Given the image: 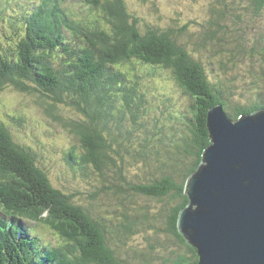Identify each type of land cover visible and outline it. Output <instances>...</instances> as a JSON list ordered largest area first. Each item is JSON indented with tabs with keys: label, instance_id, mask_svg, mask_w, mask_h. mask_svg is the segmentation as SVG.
Instances as JSON below:
<instances>
[{
	"label": "trees",
	"instance_id": "trees-1",
	"mask_svg": "<svg viewBox=\"0 0 264 264\" xmlns=\"http://www.w3.org/2000/svg\"><path fill=\"white\" fill-rule=\"evenodd\" d=\"M219 2L216 21L206 20L198 26L194 22L184 25L175 14L164 16L155 2L152 7L161 12L158 21L164 18L177 24L151 25L139 14L130 13L127 0H83L95 19L77 13L85 24L77 28L78 18L70 19L59 6L53 10L42 7L39 13L13 20L16 29L8 30V48L2 53L5 58L0 54V90L7 83L18 92H35L43 98V107L74 138V146H67L61 156L65 169L82 170L89 188L71 193L78 191L56 187V170L51 169L52 177L45 169V153L17 141L12 125L0 118V213L13 221L49 229L58 238L48 244L38 238H20L13 223L4 224L0 227V264L199 263L198 250L181 233L179 218L190 204L186 182L199 169L211 145L209 114L223 105L227 114H232L230 119L236 120L240 114L264 109V34L252 46L256 36H248L244 25L249 10L264 20V0ZM235 10L240 17L237 23L233 21ZM205 27L209 36L202 40L195 30ZM186 34L190 45L181 40ZM192 35L196 37L192 39ZM227 38L246 53L242 57L233 53L235 58L227 56L218 64L209 56L213 53L209 45L214 47L216 42L221 48ZM206 61L225 82V77L234 76L228 81L235 90L241 89L237 84L245 72L257 89L254 104L235 108L234 114L221 96L222 87L217 90L209 78ZM229 64L235 67L229 68ZM69 110L74 115L70 112L67 118ZM170 110L184 112L189 133L184 131L178 137L174 133L167 142L164 136L148 139L149 111L159 114L153 122L159 129L173 119ZM128 122L134 130L124 128ZM157 145L160 160L148 166L135 163ZM176 153L190 158L177 162ZM130 155L135 161L132 168L143 169L145 177L148 174L145 180L129 179L131 165L126 156ZM173 159L175 163L168 164ZM165 165L168 167L158 173ZM67 170V178L73 180ZM76 179L83 180L82 176ZM129 209L135 210L134 214H129ZM144 225H150L147 231L158 240L144 250L131 247L119 255L114 241L119 238L111 230L118 233V227L124 228L125 238L118 235L126 241L145 234L140 232ZM160 249L164 255L156 256Z\"/></svg>",
	"mask_w": 264,
	"mask_h": 264
},
{
	"label": "rangeland",
	"instance_id": "rangeland-1",
	"mask_svg": "<svg viewBox=\"0 0 264 264\" xmlns=\"http://www.w3.org/2000/svg\"><path fill=\"white\" fill-rule=\"evenodd\" d=\"M67 1H70V0H67ZM71 1H72L71 3L73 4L74 2L76 3L78 1L77 5L74 4L76 7L79 6V8H75V10L78 12L69 10L68 9V7H70L69 4L67 7V3L66 5L62 3V6L67 8V10L64 9L66 12V16L68 15L70 19L76 20L78 18L77 13H80V15H84L87 18L90 17V19H95L93 12L91 11L90 13L88 8H86L80 0H76V1L71 0ZM141 1L142 0H127L130 13L133 15L139 14L144 20L148 21L149 24L154 25V26L157 25L159 27L168 26V24H172V25L177 24V22H175V20H169V19L167 20L164 18L163 20H161V22H159L158 20L161 19V12H159L158 8L155 7L154 5L152 7L153 2H155L158 5V7L161 8L164 16H172L175 14L176 17L181 18V21L182 23H184V25L188 24V22H194L196 26H198L201 23H204L206 20H208L207 22H209V20L215 22L216 16L214 14H218V8L221 7L219 0H150V1L148 0V2H141ZM10 2L12 3L11 5H10ZM12 7L15 9L12 10ZM211 7H212V11H211ZM26 8L30 9L32 7H30L27 3L23 7V5L19 3V0H15V2L14 0H0V51H1L0 54L4 58H5V54H2V53L5 49L8 48V44H9V38L7 36H9L10 33L8 32V30H10V28L12 30L16 29V24L13 22V19H16V17L24 18L26 16L32 15V12H30L31 10L28 11ZM245 14L250 15V16H246L247 21L244 23L246 27V32H249L248 36L250 35L256 36L251 41L252 46H253V45H256L257 42L259 41V37H261V35L264 34V20L259 18L258 13L252 10L245 12ZM207 17L209 18L206 19ZM237 18H240V17L237 15L236 10H235V12H233L234 23H237ZM9 19H11L10 27H9ZM76 21H77L76 28L79 26L85 25L84 18L82 17L78 18ZM192 26H195V25L193 24ZM207 29L208 27L195 30V34L200 35L202 40H204L209 36L208 35L209 31L205 32ZM20 31L21 30H19L18 32ZM186 35L187 36H182L181 40L184 43L190 45L192 43L191 38L188 36V34ZM195 37H196L195 35H192V39ZM228 40L229 41L224 43L221 48L216 44V42H214V45H215L214 47H213V44L209 45L210 49L213 51L212 54L209 53V56L212 55V58L218 64L219 63L221 64V62L224 61L225 57L227 58V56H231L235 58L234 56L238 54L240 57H242L243 54L246 53L245 49L244 51H240L242 50L241 48L240 50H238L239 45H235L231 39H228ZM254 40H258V41L256 42ZM246 48L250 49L251 46L247 45ZM218 49L225 50L226 54H224L221 50L219 52ZM235 61L239 65L236 59ZM205 63H206L205 66H206L207 74L209 78L215 81L213 85L215 86L217 90H219V88L222 87L223 94H221V96L225 99L227 104L232 108V111L235 108H241V107L248 108L254 104L255 102L254 100L257 99V94H256L257 89L254 86V84L250 82V78L247 76L245 72H243L242 75L245 77H248V79L245 77H241L239 79L240 81H238L239 83L237 84V86L240 87L241 89L235 90L232 86L233 84H231L228 81L232 79L234 76L225 77V80H226L225 82L222 76L220 75H219L220 77L216 76L219 74V72H215L211 68V66L209 68L207 61ZM233 67H235L234 64L233 65L229 64V68H233ZM244 69H246V67H244ZM244 90H248V92H245ZM40 100H43V98L39 94L35 92L32 95L28 93H21V92H18V90H15L11 86V84L6 83L5 85H3V89L0 90V118L7 119L9 123L12 125L11 127L13 129L12 133L14 135V138L17 141L19 140L26 147L34 148L36 150L43 151L45 153V158H46V162L44 164L45 169L52 175V177H53V174H52L51 169L56 170L55 172H53L57 175V177L54 175V179H53V182L56 187L58 188L63 187L64 189L70 190V191L71 189H77L78 191V192L72 191L71 193H81V191L84 192L88 190L89 187L85 185V182L87 179L86 180L84 179L83 171L78 170V169L74 170L71 168L67 170L65 169V165L61 161L62 154L63 155L66 154L65 152L68 149L67 146L70 147V149L71 147L74 146L73 145L74 144L73 135H71L68 132V130L66 131L64 129L63 127L64 125L60 120L55 118L54 115L50 111H47V109L43 107L44 104H41ZM70 112L72 113V115H74L73 114L74 111H70V110L66 111L65 116L67 118L71 117ZM149 113H150L149 117L151 118L150 120H146V124L149 129V133L147 134L148 139L149 138L151 140L160 139L161 136H164L165 137L164 142H167L169 137L174 133L176 134V137H178V135L184 131H187V133H189L188 127H187L189 121L186 120L184 116H182L184 112L181 114H178L175 110H170L169 113L172 115V118H173L172 120H169L171 123L168 121L164 122L163 124H161L162 128H159V129H155L154 124H153V122L156 121V117H158L159 114H156V111L154 112V114L151 113L150 111ZM233 113L235 114L234 111ZM254 113H256V111L253 113L251 112L250 114H240V117L249 116ZM230 115L231 116L227 114L229 120L232 117V114ZM17 116L22 117L23 121H19L16 118ZM239 119H236V120L231 119V120L237 122L239 121ZM124 128L126 130H129V129L134 130V125L132 122H128ZM144 138L145 136L143 133V139ZM140 139H142V135L140 136ZM178 141L179 139L177 140V142ZM130 143L131 142H129L128 144ZM159 148H160V145L159 146L157 145L154 151H149L147 149V153L144 154L145 158H143L142 156L137 159V162L134 161L131 155L126 156V158L130 160V165H131L130 173L128 176L129 179L133 181L145 180L148 174L145 177V172L143 169H139L136 167L132 168V165H133L132 162H135L137 165L139 161L141 163L143 162V165L148 166L149 163L152 165V163H155L157 160L161 159V157H157ZM188 158L190 157L186 153H176L175 154V161L177 162L185 161ZM74 161H76V159ZM163 161H165V158L163 159ZM172 163H175L174 159L168 164H172ZM167 167L168 165H165L161 169H158V173H160L162 170H164ZM65 170L69 172V175L73 177V180L68 179L69 177L67 176ZM170 172L174 173L175 170H170ZM147 173H149V171H147ZM80 176H82L83 180L76 179ZM189 179L187 180V182L189 181ZM187 182H186V185H187ZM77 198L83 199L81 195L80 196L78 195ZM129 210H130L128 211L129 214H134L135 210L133 209H129ZM136 221L139 224L140 219H136ZM148 226L150 225H144L140 227V232L145 231V234H142V236L139 234L134 235L133 237H131L130 239H127L126 241H124V239L119 236V235L124 234V228L118 227V230H119L118 233L115 230H111L115 232V237L118 236L119 238V239L114 240L118 244L119 255H121L124 252V250L128 252V249H130L129 251H131V247L132 248L138 247L139 249L144 250L145 246H148L149 243L156 242V240H158V237L155 235L149 234V232L147 231L149 228ZM156 230L158 231V228ZM122 231H123V234H122ZM32 234L36 236L41 235L46 243H53V242L58 241V238L54 235L53 231L49 229L47 230L43 228L42 226L35 227L34 231L31 234H26L24 236L27 238H31ZM109 237H111V235H109ZM123 237L125 238L124 235ZM146 238H152V239L148 240L147 242ZM164 253L165 252H163V250L160 249V250H157L155 255L156 256L162 255V254L164 255ZM122 256L126 257V255H122ZM18 257L20 259H17L16 261L17 263L21 261L20 254Z\"/></svg>",
	"mask_w": 264,
	"mask_h": 264
},
{
	"label": "water",
	"instance_id": "water-1",
	"mask_svg": "<svg viewBox=\"0 0 264 264\" xmlns=\"http://www.w3.org/2000/svg\"><path fill=\"white\" fill-rule=\"evenodd\" d=\"M239 118L211 110V145L186 185L179 228L198 264H264V110Z\"/></svg>",
	"mask_w": 264,
	"mask_h": 264
},
{
	"label": "bare ground",
	"instance_id": "bare-ground-1",
	"mask_svg": "<svg viewBox=\"0 0 264 264\" xmlns=\"http://www.w3.org/2000/svg\"><path fill=\"white\" fill-rule=\"evenodd\" d=\"M70 1H71V0H70ZM75 1H76V0H75ZM80 1L82 2L83 0H80ZM77 2H78V1H77ZM77 2H76V3L74 2V4L77 5ZM63 4H64V3H63ZM81 4H82V3H81ZM64 5H66V3H65ZM67 7H68V4H67ZM76 8H79V6L76 7ZM84 9H86V8H84ZM79 14H80V13H79ZM218 106H219V105H218ZM221 106L223 107V105H221ZM223 108H224V107H223ZM5 211H6V210H5ZM7 212H8V211H7Z\"/></svg>",
	"mask_w": 264,
	"mask_h": 264
},
{
	"label": "clouds",
	"instance_id": "clouds-1",
	"mask_svg": "<svg viewBox=\"0 0 264 264\" xmlns=\"http://www.w3.org/2000/svg\"><path fill=\"white\" fill-rule=\"evenodd\" d=\"M225 110V109H224ZM261 110H264V109H260V110H258V111H256V112H259V111H261ZM225 112H226V110H225ZM240 117V116H239ZM239 117L237 118V119H239ZM231 120V119H230ZM235 122V121H234Z\"/></svg>",
	"mask_w": 264,
	"mask_h": 264
}]
</instances>
